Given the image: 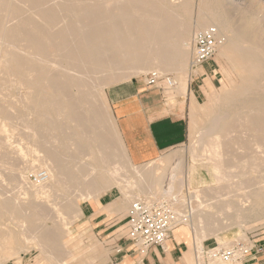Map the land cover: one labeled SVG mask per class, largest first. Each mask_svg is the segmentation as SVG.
<instances>
[{"label": "bare ground", "instance_id": "1", "mask_svg": "<svg viewBox=\"0 0 264 264\" xmlns=\"http://www.w3.org/2000/svg\"><path fill=\"white\" fill-rule=\"evenodd\" d=\"M41 1L0 0L2 262L16 258L20 263L23 244L37 249L47 264H92L95 258L78 261L66 249L73 239L70 227L82 215L79 203L112 187L122 195L115 200L114 213L142 195L154 200L151 182L157 167L152 161L138 167L127 155L116 127L97 113L106 110L102 91L108 84L152 71L172 75L175 91L185 96L191 82L187 67L192 38L209 30L220 42L218 53H232L240 84L224 87V101L222 94L214 97L212 85L207 87L209 101H223L219 112L199 128L191 163L180 177L171 175L157 199L183 221L175 234L191 247L194 264H204L203 241L208 237L218 242L209 255L232 247L230 239L219 237L221 231L264 218V82L256 85L250 77L264 72V41L257 39V31L249 23H232L234 14L225 13L229 9L200 10L193 27L182 16L189 0ZM254 87L261 100H251ZM194 104L191 95L190 107ZM214 128L219 132H212ZM236 197L249 199L250 205L242 207ZM100 253L99 264H108L107 254ZM207 259V264L240 262Z\"/></svg>", "mask_w": 264, "mask_h": 264}, {"label": "rangeland", "instance_id": "2", "mask_svg": "<svg viewBox=\"0 0 264 264\" xmlns=\"http://www.w3.org/2000/svg\"><path fill=\"white\" fill-rule=\"evenodd\" d=\"M44 1H46V0H42L41 2H44ZM69 1H74V0H69ZM150 1H152V0H148V2H150ZM153 1L158 2L159 0H153ZM168 1H170V3H171V1H173V2L176 1L175 4L182 2L181 0H175V1L174 0H168ZM189 2H188L189 8L186 7V12L183 15L181 13L180 14L184 17H188L190 19V21L192 22L193 27H194L197 15H198L200 10H202V9L206 10L207 9V11L208 10L210 11L212 9H215V10L220 9L222 11H225V10L229 9L228 11H225V13L227 12V14L229 16L234 14L231 18H229V16L227 15L228 18L231 19L230 21L232 23H234V24L236 23L237 25H238V21H240L241 23H243V22L249 23L253 27V29L255 31H257V34L259 35V36L257 35V39L258 38L261 39V42H262V40L264 41V39H262V37L264 38V0H226L225 1L226 3L223 0H222V2H221V0H204V2H203V0H189ZM219 2H220V4H219ZM199 3L201 4V6L199 5ZM223 3H224V5H221ZM206 6H207V8H206ZM221 6H223V8ZM16 8H18V7H16ZM18 11L19 10H17V12ZM233 11L236 12V14ZM228 12H230V13H228ZM237 13L238 14L240 13V14L238 15ZM244 13H245V16H243ZM237 15H238V17H237ZM234 16L236 19L234 18L235 20L233 21L232 19ZM181 21H182V19H181ZM259 27H261V28H259ZM199 33H201V32H199ZM195 37H196V35L194 34V36L192 38V42H191L192 46H190L191 49H190V54H189V59H188V67H187V72L190 73V74L188 73V75L191 78L193 75H196L197 73L198 74L204 73L201 68L196 70L195 72H192L190 70V63H191V59H192ZM224 39L225 38L223 37V39H221V40H224ZM216 43H217L216 52H215L213 58L207 63L208 64L207 66L210 67L212 77H213V79H215L213 82V88H214L213 89L214 90L213 95H214V97L220 98V95L222 94L221 97L223 98V101H224V98L226 95L225 91H223L224 87L227 90L235 88L238 84H240V82H239L240 78L237 76V74L235 72H233L232 61H231V59L233 58L232 53L229 51H224V53H222V54L218 53L217 49H218V45L220 43L218 41V39H216ZM150 72H152V71H148L145 74L140 73L138 76H133L132 78L130 77V79H127V80L126 79L120 80L119 82L117 81V82H114L112 84H108L109 86L107 85L106 87H104V90L102 91V95L100 98V100H101L100 102L102 103V105L104 106V108L106 110H99V111H97V113L99 114L100 117L105 118L106 122L110 121L116 127V130L118 133H119V130L117 127V122H116L115 117L113 116L112 108H111L109 101H108V98H107V91L110 88L124 87L127 85H131L133 83V84L141 87L142 90L160 91L162 94H165L167 97H168L167 93L174 92L179 96V94L175 91L174 88L172 90H165V89L157 90V89H154L152 87L146 86L145 85V78H146V75ZM228 72L229 73L231 72V73L229 74ZM192 73H194V74L192 75ZM165 75L171 76L173 78V76L170 74H165ZM255 75L257 78L255 77ZM255 75H254L255 79H254V77H252V75L250 77L252 78L253 82L256 83V85L264 82V72L260 71L258 74H255ZM209 79H210V77H209ZM256 87H254L252 92H251V95H250L251 100H258V99L261 100V98L263 97L261 92L259 90H257ZM206 90H207V87L205 89L202 88V94H201L200 98L198 99V102H195V104L192 107H190V103H189V106H188V109L186 112L187 134H186V139H185L184 143L181 144L179 147L164 153L163 155L160 156V158L156 159L157 161L156 160L152 161L155 163V166L157 167L156 168L157 169L156 174L159 175V177H158V175L155 174L157 177L154 175L153 178L154 177L155 178L151 182L152 183V190H153L154 196H155L153 201H157L158 199H160L161 190L164 188H167V185L169 184L168 182H170L169 179H170L171 175L176 174L177 178L180 177L179 173H180V171L183 172V167H185V166H187V164L191 163V156L189 153H190L191 147L198 146V144H199V142H198L199 136H200L199 128L202 126H207L209 124V122L213 119V117L216 116L219 112L218 106L220 104H222L223 101L222 100L219 102L209 101L208 97L205 95ZM248 102H250V100H248ZM101 103H100V105H101ZM104 104H106V105H104ZM212 132L217 133L219 131H218V129L214 128V130ZM119 139L122 142V144L124 145L122 138L120 136V133H119ZM159 160L161 161V164H160ZM149 163H151V162H149ZM149 163L141 164L138 167H140V166L145 167ZM157 163L159 164L160 169L158 168ZM136 165H138V164H136ZM36 170L40 171L41 169L39 170L38 168L37 169L35 168V171ZM201 172H200V175L207 178L206 173L204 171H201ZM28 179L30 182L35 183V176L34 175L29 174ZM155 181H156V183L153 184V182H155ZM175 183H178V185H180L181 184L180 178L178 181L175 180V182L173 183V186H174L173 193L174 194H176L177 190L179 189L177 184H175ZM158 184L159 185L161 184V186L159 187ZM112 188L116 189L115 192H113V194L118 196L120 193L118 188H116V187H112ZM181 192H182V195L187 198V194H186L187 191L184 188H182ZM145 199H146V197L142 195L141 200H145ZM134 200L135 199H130V203L127 204L128 207L125 208L124 211L122 212V213L126 212L125 216L127 215L129 205ZM235 201L240 202L241 206L244 208L249 206L250 202H251L249 199L245 200V198H242V197H236ZM84 202L85 201H82L79 203V208L81 207L82 203H84ZM260 202L262 204H264V197L260 198ZM115 206H116V203L114 201L107 208H110V207L115 208ZM77 219L78 220H76L75 223L70 227V230L73 234L72 235L73 239H72V241L68 242L66 249L73 251V254L75 255V257L78 258L77 259L78 261L83 262V261H87V258H95V259H93V263L99 264V263L103 262V257L101 258V256H100L101 255L100 252H102V253L107 254L106 257H107V260H109L108 264H111V261L113 259L114 253H115L114 248H113V245L115 244V242L117 240L121 239L123 246H125V245L128 246L129 242L128 241L126 242V239H125L126 238L125 237L126 236L125 221H123L122 223H120L117 226V229L118 228H120V229L117 232H115L114 235H112L113 237L111 236L112 237L111 238V237H106L105 235H101V237H99L98 235H96L92 231V229L90 228V226H88V224L86 223L85 220H82V218H77ZM178 220H179V224L183 223L181 218H178ZM223 223L226 225H230V221L224 220ZM181 224L178 225L172 231L173 236H174L175 231L180 229L183 226ZM48 225L51 226L52 225L51 222H48ZM9 227L11 228L12 225L10 224ZM229 228L221 231L222 233L221 232L219 233V237L221 239H223V238L230 239V241H232L233 245L235 243H238V242H241L244 245H249V240H252V239H250V236H253V239L264 238V218L253 221L247 225H244L243 223H241L238 226L231 227L230 229ZM188 233H189V231L184 230L183 236H187ZM181 241H184V240H181ZM130 246H132V245H130ZM186 246L185 245L181 246L183 251H186L188 249L189 245L187 247ZM217 246H218V242H217L215 237H211V238L208 237L206 240L203 241V247L205 249V252H210L209 250H211L212 248H215ZM92 247L95 248V251L93 250ZM21 248L22 249L19 250V253H18L19 257H20V263L17 262L16 258H11L5 262H2L3 260L0 258V263L1 264H47L44 257L32 245H29V246L27 245L24 248V245L22 244ZM189 249L191 251L190 246H189ZM133 250L136 252V254L140 258L143 256V254H141L135 248ZM206 257L208 258L209 255H206V254L204 255V260H203L204 264L208 263V261H207L208 259ZM97 258H98V260H97ZM180 258H181L180 256L177 257V259H175L174 263L175 264H182V262L180 261ZM193 264H194V262H193Z\"/></svg>", "mask_w": 264, "mask_h": 264}, {"label": "crops", "instance_id": "3", "mask_svg": "<svg viewBox=\"0 0 264 264\" xmlns=\"http://www.w3.org/2000/svg\"><path fill=\"white\" fill-rule=\"evenodd\" d=\"M207 65L206 63L201 67L203 74L192 76L185 96L171 92L167 93V97L160 91L142 90L133 83L124 87H113L107 91V98L127 155L135 160L136 164L155 161L164 153L184 143L187 134L186 112L191 95L194 101L198 102L202 88L213 86L215 80ZM152 88L164 89L162 85L160 88ZM115 190L111 188L97 199L85 201L80 207L82 214L80 218L85 220L99 237L101 235L111 237L120 229H117V226L123 221L126 228V212L114 213V207L107 208L121 197L120 193L118 196L113 194ZM181 240L183 239L174 233L162 248L150 249L142 256L143 258L136 254L130 243L129 247L123 246L122 240H117L113 245L115 253L111 264H175L174 261L179 256L182 264H192L189 246ZM249 242L254 244V251L237 264H264V238L252 239ZM183 245L188 246L186 251L182 250ZM260 248H263L262 252H259Z\"/></svg>", "mask_w": 264, "mask_h": 264}, {"label": "built area", "instance_id": "4", "mask_svg": "<svg viewBox=\"0 0 264 264\" xmlns=\"http://www.w3.org/2000/svg\"><path fill=\"white\" fill-rule=\"evenodd\" d=\"M216 46V34L213 30L197 34L190 70L195 72L208 63L216 52ZM145 85L156 88L162 85L165 90H172L176 83L171 76L150 72L146 75ZM178 225V217L165 202L135 200L130 204L127 212L126 239L133 248L145 255L152 248H162ZM250 239H253V236H250ZM252 251H254L252 242H249V245L238 242L228 249H220L212 252L211 255L207 252L205 254L223 262L234 259L242 262ZM262 251L263 248H260L259 252Z\"/></svg>", "mask_w": 264, "mask_h": 264}]
</instances>
